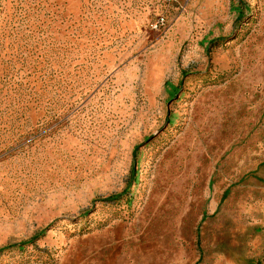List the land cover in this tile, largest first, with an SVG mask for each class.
Masks as SVG:
<instances>
[{
  "label": "rangeland",
  "instance_id": "374dc122",
  "mask_svg": "<svg viewBox=\"0 0 264 264\" xmlns=\"http://www.w3.org/2000/svg\"><path fill=\"white\" fill-rule=\"evenodd\" d=\"M43 230L0 264H264V0H0V249Z\"/></svg>",
  "mask_w": 264,
  "mask_h": 264
},
{
  "label": "trees",
  "instance_id": "16d2710c",
  "mask_svg": "<svg viewBox=\"0 0 264 264\" xmlns=\"http://www.w3.org/2000/svg\"><path fill=\"white\" fill-rule=\"evenodd\" d=\"M241 15H242V13H240V16ZM166 86L169 88V92H171L170 94L172 96L177 95V93L180 91V89L178 87H175L171 83H166ZM139 148H140V145H138V146H136L134 148V150H133L134 158H136V154H137V151L139 150ZM137 180H138V172L136 171L135 167L133 166L130 184H129V186L127 187V189L124 192H122L120 194L111 195V196H108V197H105V198L97 199L95 201L106 202V203L117 201V200L121 199V197L129 191V187H130L131 183L133 181L137 182ZM45 231L46 230H43L42 232L38 233L33 238H31V239H29L27 241H22V242H19V243H15V244L9 245V246H7V247H5L3 249H0V252L5 250V249H7V248L16 247V246H19L20 248H24L26 245L32 244L36 240H38L45 233Z\"/></svg>",
  "mask_w": 264,
  "mask_h": 264
}]
</instances>
